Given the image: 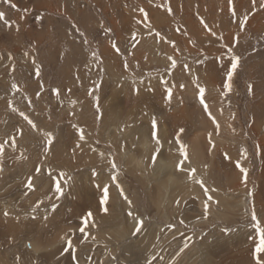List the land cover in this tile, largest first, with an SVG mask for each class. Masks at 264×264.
Returning a JSON list of instances; mask_svg holds the SVG:
<instances>
[{"label": "rangeland", "instance_id": "rangeland-1", "mask_svg": "<svg viewBox=\"0 0 264 264\" xmlns=\"http://www.w3.org/2000/svg\"><path fill=\"white\" fill-rule=\"evenodd\" d=\"M13 2L27 11L0 3L13 22L0 29V264H257L255 225L264 228V0ZM232 55L241 62L227 92ZM152 117L162 144L154 164ZM177 134L189 155L183 171ZM238 161L248 169L246 183ZM30 176L33 190L25 187ZM104 185L108 214L99 205ZM52 204L59 205L55 212ZM88 210L94 224L81 233ZM129 211L144 221L139 234ZM68 239L76 261L73 249L64 251Z\"/></svg>", "mask_w": 264, "mask_h": 264}, {"label": "snow or ice", "instance_id": "snow-or-ice-1", "mask_svg": "<svg viewBox=\"0 0 264 264\" xmlns=\"http://www.w3.org/2000/svg\"><path fill=\"white\" fill-rule=\"evenodd\" d=\"M0 3H7L12 9H15L16 11H24V12L27 11V9L21 10L20 8H18L17 4L14 3L13 0H0ZM229 3L231 4L232 0H229ZM252 3H253V6H255L256 0H252ZM260 7L264 8V3H261ZM139 11L143 13L144 20H147V18H148L147 12H145L143 8H140ZM168 11L171 12V8H168ZM232 14H233V16L236 15L235 9H233ZM41 19H43V17ZM0 20H3L4 24L7 27H9V28H11L13 26V22H10L8 19H6V13L4 11H0ZM247 20H248V16L245 15L244 16V22H247ZM16 30L19 31V25L18 24L16 25ZM77 31H79V29H77ZM157 35H159V33H157ZM133 38H135V37H133ZM237 42H238V39H237ZM112 47L115 48L117 52L120 51V49L116 47L115 43L112 44ZM228 51L231 52L232 50L229 49ZM240 62H241V57L240 56H238V55H232L231 56V67H230V69L227 70V82L224 84V87L227 89V92H231L232 91V88H233V76L236 74L237 68L240 65ZM171 67L172 68L176 67V61L174 59L171 60ZM185 67H186V65H185ZM35 75L37 77H40V75H41V68L39 66H37L36 69H35ZM165 83H167V82H165ZM13 87H16V85L13 84ZM41 87H43L42 84H41ZM180 87H183V85H180ZM197 87L199 88L200 103L203 105L204 111L212 119L213 123L216 124V128L218 130L219 127H220L219 123L216 121L215 117L209 111L208 104L205 103V91L206 90H205L204 87H201L199 84H197ZM53 91H55L57 96L60 95V89L57 88V89H54ZM248 92H249V94H251V92H252V86L251 85H249V87H248ZM224 94L226 95L227 93H224ZM167 97H168V100L171 101V99H172V88L171 87L167 88ZM97 107H99V106L97 105ZM22 115H23V113H22ZM233 118H234V114H233ZM25 119H27V117H25ZM28 123L30 125H32L33 128L36 127L35 124H33V122L31 120H28ZM79 131H80L79 139L83 140L84 139V130L83 129H79ZM179 132L183 133L184 129L181 128L179 130ZM45 135L48 137L47 143L50 145L52 143V139H53L52 136H51V133H45ZM150 135H151V138L154 140L155 145L157 146L156 147V152L152 156V162L154 164L156 162L157 155L159 154L160 148L162 147L161 140H160V138L157 135V120H156L155 117H152V119H151ZM209 136H211V134H209ZM176 142L179 144V152H180V154L182 156V159H180L179 163L177 164V168H179L180 170L183 171V170H185L184 169L185 161H187L188 158H189L187 145L182 142L179 134H177V136H176ZM13 144H14V141H13ZM244 155H245V157H247L246 150H245ZM3 156H4V144L0 143V171H2ZM101 156H103L102 153H101ZM111 167L113 169L117 168V165L115 164V162L112 163ZM237 167L240 169L241 173H243L244 181L246 183L247 182V178H248V169L243 167V166H241L239 161L237 162ZM195 171L196 170L194 168L191 169V172L193 174L195 173ZM36 172L39 173L40 169L37 168ZM93 175H97L95 170H93ZM111 179L113 181H116L117 177L115 175H113L111 177ZM200 183H201V186H203V181H201ZM116 186H117V188L120 189V194L123 196L124 200H126L127 203L129 205H131L132 201L128 200V197L124 194V191H123L122 187L119 185V183H117ZM25 187L28 190H33L34 185H33L31 176L28 178ZM96 187L99 188L100 185L97 184ZM55 192L59 194L57 199H59L60 196L64 195L63 188L61 187V183L59 181H57L56 184H55ZM25 194H27V193H25ZM109 198H110L109 186L108 185H104L103 188H102V195L99 198V205L101 206V210L105 214L109 213ZM49 199H51V198L49 197ZM39 203L42 204L43 201H40ZM38 207H39V204H37L35 207H33L31 211L33 213H35ZM58 207H59L58 204H52L51 211L55 212ZM205 209L207 210V204L205 205ZM4 215L5 216L8 215L7 211L4 212ZM128 215L132 216L133 219L136 221V227L134 228L133 235L139 234L141 232V230H142L143 225H144V221L142 219H138L131 211L128 212ZM47 218H48L47 216L44 217L45 220H47ZM92 218H93V212L91 210H88L86 212V214L82 216V222H83L84 227L79 228V231L81 233L85 232V229L88 227L90 222H92L94 224V221H93ZM256 219H257L256 213L253 211L252 220L255 221ZM255 227H256V230L259 232V243H258V245L256 246V249H255L257 257H258L257 264H264V259H260L259 258V254L260 253H264V228L260 227L259 222L256 223ZM225 231H228V229H225ZM66 243H67V247L64 249V251L68 252L69 249H73V242H72L71 239H68L66 241ZM185 246H187V245H185ZM69 257H70V260L76 261V255H75V250L74 249H73L72 252L69 253ZM153 259H155V257H153ZM76 264H78V261L76 262ZM148 264H152V261H149Z\"/></svg>", "mask_w": 264, "mask_h": 264}, {"label": "bare ground", "instance_id": "bare-ground-1", "mask_svg": "<svg viewBox=\"0 0 264 264\" xmlns=\"http://www.w3.org/2000/svg\"><path fill=\"white\" fill-rule=\"evenodd\" d=\"M5 24H3V23H1L0 22V29H4L5 28ZM183 94V93H182ZM196 104V103H195ZM185 108V107H184ZM197 108V107H196ZM200 112V111H199ZM218 114V113H217ZM202 116V115H201ZM201 118V117H200ZM197 119H199V118H197ZM200 121V120H199ZM203 121V120H202ZM196 122V121H195ZM204 122V121H203ZM196 125H198V124H196ZM203 127H204V125H203ZM199 128H201V127H199ZM202 131V130H201ZM198 132H200V130L198 131ZM220 135V134H219ZM196 139V138H195ZM198 139V138H197ZM193 142H195L194 140H193ZM195 145V144H194ZM197 147V146H196ZM199 147V146H198ZM201 148V147H200ZM199 148V149H200ZM191 149H192V147H191ZM198 149V150H199ZM197 152V151H196ZM187 163V162H186ZM174 181V180H173ZM173 181H170L169 183H172ZM175 184V183H174ZM31 246H30V248L33 250V251H36L37 250V247L35 246V245H33V244H30Z\"/></svg>", "mask_w": 264, "mask_h": 264}]
</instances>
